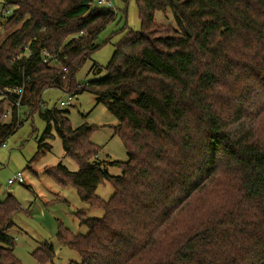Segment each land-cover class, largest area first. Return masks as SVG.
<instances>
[{
	"label": "trees",
	"instance_id": "trees-1",
	"mask_svg": "<svg viewBox=\"0 0 264 264\" xmlns=\"http://www.w3.org/2000/svg\"><path fill=\"white\" fill-rule=\"evenodd\" d=\"M2 2L13 10L0 16V147L22 124L14 105L3 119L5 102L20 100L46 122L39 151L57 131L78 161L77 171L45 170L104 209L102 217L76 212L88 233H57L81 254L78 264H264V0H136L141 29L126 31L106 75L85 83L76 74L115 19L111 7ZM168 11L176 26L156 22ZM45 49L55 62L43 61ZM50 86L89 91L116 116L129 155L109 161L120 175L97 158L94 126L73 127L69 110L40 109ZM105 181L114 187L108 200L96 194ZM21 210L11 192L0 200V264H22L9 232ZM54 254L44 241L34 256L42 264Z\"/></svg>",
	"mask_w": 264,
	"mask_h": 264
},
{
	"label": "rangeland",
	"instance_id": "rangeland-1",
	"mask_svg": "<svg viewBox=\"0 0 264 264\" xmlns=\"http://www.w3.org/2000/svg\"><path fill=\"white\" fill-rule=\"evenodd\" d=\"M99 1L92 0V5L101 7ZM104 1H110L116 16L98 32L95 40L100 47L77 72L78 83L104 77L116 44L126 31L141 29L136 0ZM12 10L13 6L4 7L0 0V16H9ZM156 22L176 26L171 11L166 14L157 12ZM6 33L7 31L1 33L0 37H5ZM70 96V105L61 107L60 102L68 100ZM41 98L42 111L54 107L69 110L73 127L84 123L94 126L92 141L101 148L97 158L107 166L112 175L122 173L121 167L109 163L112 160L127 161L129 158L121 137L114 130L118 119L104 104L97 103L93 93L84 91L72 95L60 87L50 86L42 92ZM5 106L9 115L3 116V119L10 120L13 105L10 100H6ZM19 117L22 124L5 141V146L0 147V200H5L11 192L22 206V210L15 216V225L9 230L15 237L14 254L22 264H38L34 253L42 242L49 241L53 244L55 254L51 260L42 264H78L81 262V254L61 244L57 239V233L60 228H67L72 234L88 233V226L81 224L76 212L84 209L89 216L102 217L104 209L90 206L80 198L74 186L70 184L62 186L57 178L45 171L46 168H52L59 163L71 171H77L79 163L65 154L62 139L57 131L53 132V137L45 140L51 148L44 147L39 151V138L46 129V122L39 110L30 115L28 107L22 105ZM19 172L23 174L24 181L8 185L9 178ZM113 192L114 187L110 181L100 183L96 190V194L104 200H108Z\"/></svg>",
	"mask_w": 264,
	"mask_h": 264
},
{
	"label": "built area",
	"instance_id": "built-area-1",
	"mask_svg": "<svg viewBox=\"0 0 264 264\" xmlns=\"http://www.w3.org/2000/svg\"><path fill=\"white\" fill-rule=\"evenodd\" d=\"M98 4L101 5V6H109V7H111L110 1L106 2L104 0H100ZM43 61L46 62V63H53V62L56 61L55 55L51 54L49 51H47L45 49L43 51ZM64 70H66V67H64ZM19 91H21V89H19ZM12 103H13L14 106H16L18 108V111H19V109L21 107L20 100H13ZM70 103H71V96L66 101L62 100L60 102V106L63 107V106H66V105H70ZM8 115L9 114L6 112L4 117H7ZM3 145L5 146V143ZM16 181H19V182H23L24 181V176H23V174L21 172H19L17 174H14V176L12 178H9L8 185H11V184H13Z\"/></svg>",
	"mask_w": 264,
	"mask_h": 264
},
{
	"label": "water",
	"instance_id": "water-1",
	"mask_svg": "<svg viewBox=\"0 0 264 264\" xmlns=\"http://www.w3.org/2000/svg\"><path fill=\"white\" fill-rule=\"evenodd\" d=\"M16 96H18V93H16Z\"/></svg>",
	"mask_w": 264,
	"mask_h": 264
},
{
	"label": "crops",
	"instance_id": "crops-1",
	"mask_svg": "<svg viewBox=\"0 0 264 264\" xmlns=\"http://www.w3.org/2000/svg\"><path fill=\"white\" fill-rule=\"evenodd\" d=\"M13 101H11V103H12ZM12 105H13V103H12Z\"/></svg>",
	"mask_w": 264,
	"mask_h": 264
}]
</instances>
